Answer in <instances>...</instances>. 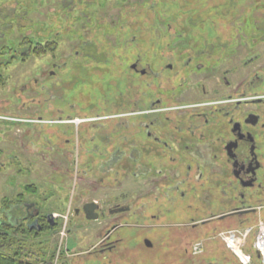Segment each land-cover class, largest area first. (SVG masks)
Instances as JSON below:
<instances>
[{"label":"flooded vegetation","instance_id":"1","mask_svg":"<svg viewBox=\"0 0 264 264\" xmlns=\"http://www.w3.org/2000/svg\"><path fill=\"white\" fill-rule=\"evenodd\" d=\"M162 27L172 33L115 36L113 42L98 36L100 44L113 45L105 53L109 62L101 51L75 52L94 61L91 69L80 61L78 71L90 70V86L97 83L93 98L101 95L92 103L90 125L98 152L93 185L85 193L108 192L78 200L72 212L82 219L77 229L85 232L86 254L115 251L123 258L116 251L122 245L131 251L125 257L131 262L136 255L144 259L141 249L152 248L154 239L160 251L174 255L161 263L179 264L178 235L172 231L180 224L181 258L188 264H220L219 252L208 257L205 250L191 251L190 232L208 225L214 233L223 220L264 217V20L184 19ZM223 27L229 28L225 35ZM66 63L52 62L48 75ZM97 76L108 77L107 87L94 80ZM121 186L123 195L109 193ZM20 206L23 210L8 220L12 237L39 243L36 251L27 249L30 257L42 256L60 217L40 213L32 202ZM175 213L185 220L174 218ZM92 222L97 226L89 227ZM4 225L0 252L7 247Z\"/></svg>","mask_w":264,"mask_h":264},{"label":"rangeland","instance_id":"2","mask_svg":"<svg viewBox=\"0 0 264 264\" xmlns=\"http://www.w3.org/2000/svg\"><path fill=\"white\" fill-rule=\"evenodd\" d=\"M184 19L225 23L264 20V0H0V226L9 224L16 210H23L22 203H34L40 213L63 215L57 224V235L43 245L53 257L46 258L45 264L84 263V258L71 256H80V251L76 250L84 243L81 236L84 232L77 229L82 219L73 214V207L78 200L102 197V192H108L104 189L99 193H85V189L93 185L92 164L98 152L94 149L90 125L92 103L101 99V95L93 98L97 83L93 88L90 86V70L87 74L78 71L80 61L82 67L89 69L94 61L80 58L75 52H112L113 45L100 44L96 41L98 36L113 42L115 36L169 35L171 30L162 26ZM227 29L223 27L221 34L225 35ZM210 34H213L211 30ZM83 39L88 42L81 45ZM28 40L32 48L29 52L26 50ZM39 45L46 46L44 52L33 53ZM19 46L24 48L17 52ZM21 51L27 53L20 55ZM105 56L108 61V54ZM63 61L67 62L63 70L57 68L49 76L51 63ZM107 78L97 76L94 80L105 88ZM61 79L65 81L61 83ZM85 79L89 82L83 81ZM114 158H117L116 153ZM122 192H126L123 186L109 193L121 196ZM80 194L85 196L77 198ZM15 203L18 209L14 208ZM173 217L185 220L184 214L175 213ZM254 218L243 224L220 221L214 233L208 225L192 230V245L202 244L197 255L205 250L204 253L212 257L219 250L228 262L237 264V258L226 248L219 233L255 224L257 218ZM88 226L95 227L97 223ZM11 229L3 238L10 248ZM62 231L64 234H60ZM182 231L179 224L172 233L175 237L178 235L180 264H188L181 258ZM251 240L249 236L248 241ZM152 242V248L141 249L146 251L143 263L157 264L174 257L170 252L160 251L156 240ZM38 245L25 240L23 249L31 246V250L36 251ZM244 252L251 254L259 264L250 243ZM139 258L136 260L143 257Z\"/></svg>","mask_w":264,"mask_h":264},{"label":"built area","instance_id":"3","mask_svg":"<svg viewBox=\"0 0 264 264\" xmlns=\"http://www.w3.org/2000/svg\"><path fill=\"white\" fill-rule=\"evenodd\" d=\"M58 215L53 214L56 218ZM61 234H64L63 231ZM221 240L225 246L237 257L240 264H256L253 257L249 253L244 252L245 246L250 243L251 248L257 253L259 264H264V219L258 218L254 225L241 228H234L219 233ZM249 236L252 240L249 242ZM202 244L196 242L192 245L194 254L200 253Z\"/></svg>","mask_w":264,"mask_h":264},{"label":"crops","instance_id":"4","mask_svg":"<svg viewBox=\"0 0 264 264\" xmlns=\"http://www.w3.org/2000/svg\"><path fill=\"white\" fill-rule=\"evenodd\" d=\"M250 216H242V217H240V219H238V220H235V222L237 223V224H243L244 222H248V221H250ZM85 233V232H84ZM56 235H57V233H56ZM87 249L85 248V246H81L78 250H76V251H80V256H79V258H84V263L83 264H145V263H143V262H145L144 260H143V258H142V260H136V258L134 259V261H131V262H128L127 261V259L125 258L127 255H129V253L131 252H129L125 247H123L122 245L121 246H119V248H117V250L116 251H118L119 252V254H121L122 255V257L123 256H125V257H123V258H116V252L115 251H112V252H110V251H102L101 253H99L98 255H93V254H86V253H84L85 251H86ZM219 253H221L219 250H217ZM45 253V254H44ZM47 253V254H46ZM43 254L45 255V257H44V259L42 258L44 255H42V256H31V257H33V259H36V260H33L32 259V262L34 263V264H45V260H46V258H48L49 257V253L47 252V251H45V252H43ZM140 254V253H139ZM78 256H75L74 255V257H78ZM141 256V255H140ZM221 262H220V264H231L230 262H228L226 259H225V257H224V255L221 253ZM73 257V256H72ZM88 258H90V259H88ZM137 258H139V257H137ZM140 259V258H139ZM88 261L90 262V263H88ZM157 264H162L161 262H156ZM180 264V263H179ZM233 264V263H232ZM238 264V263H237Z\"/></svg>","mask_w":264,"mask_h":264},{"label":"trees","instance_id":"5","mask_svg":"<svg viewBox=\"0 0 264 264\" xmlns=\"http://www.w3.org/2000/svg\"><path fill=\"white\" fill-rule=\"evenodd\" d=\"M45 47L46 46L39 45V47L34 48L33 53L41 54L44 52L43 50H45ZM27 188H30V186H27ZM4 226H7L5 227L7 231H10L11 227L7 223H5ZM10 240L11 245H16V248L13 247L14 249H11L9 247L8 250L0 252V264H34L31 261V257L29 256V249H23L24 242H16L15 237H12V239ZM27 256H29L30 258H28Z\"/></svg>","mask_w":264,"mask_h":264},{"label":"water","instance_id":"6","mask_svg":"<svg viewBox=\"0 0 264 264\" xmlns=\"http://www.w3.org/2000/svg\"><path fill=\"white\" fill-rule=\"evenodd\" d=\"M88 205L90 207V211H93L94 212V208H92V205H95V204L92 203V204H88ZM48 216H50V215H48ZM87 218L88 219H95L96 218V215H87Z\"/></svg>","mask_w":264,"mask_h":264}]
</instances>
